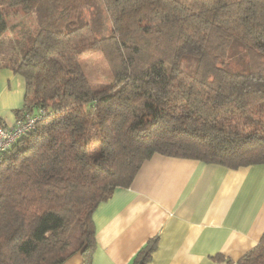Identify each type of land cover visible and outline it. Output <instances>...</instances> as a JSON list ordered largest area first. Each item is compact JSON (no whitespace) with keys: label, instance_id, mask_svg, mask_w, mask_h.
<instances>
[{"label":"trees","instance_id":"obj_1","mask_svg":"<svg viewBox=\"0 0 264 264\" xmlns=\"http://www.w3.org/2000/svg\"><path fill=\"white\" fill-rule=\"evenodd\" d=\"M11 7L35 26L0 71L37 121L0 163V264H93L95 211L155 154L264 164V0H0V38ZM96 51L110 83L82 67ZM238 264H264V234Z\"/></svg>","mask_w":264,"mask_h":264},{"label":"crops","instance_id":"obj_2","mask_svg":"<svg viewBox=\"0 0 264 264\" xmlns=\"http://www.w3.org/2000/svg\"><path fill=\"white\" fill-rule=\"evenodd\" d=\"M24 78L0 71V120L16 121ZM93 264H134L157 241L149 264H238L264 234V164L237 169L155 154L130 187H119L94 213ZM220 254L224 259H216ZM81 253L64 264H82Z\"/></svg>","mask_w":264,"mask_h":264},{"label":"rangeland","instance_id":"obj_3","mask_svg":"<svg viewBox=\"0 0 264 264\" xmlns=\"http://www.w3.org/2000/svg\"><path fill=\"white\" fill-rule=\"evenodd\" d=\"M34 26L32 15L27 14L21 7H11L8 9V28L0 38V48L8 55L18 53ZM81 64L94 84H106L113 80L111 69L101 51L83 57Z\"/></svg>","mask_w":264,"mask_h":264},{"label":"built area","instance_id":"obj_4","mask_svg":"<svg viewBox=\"0 0 264 264\" xmlns=\"http://www.w3.org/2000/svg\"><path fill=\"white\" fill-rule=\"evenodd\" d=\"M37 117L27 115L24 119L16 120L13 125H6L0 121V163L5 152L22 136L35 128Z\"/></svg>","mask_w":264,"mask_h":264}]
</instances>
